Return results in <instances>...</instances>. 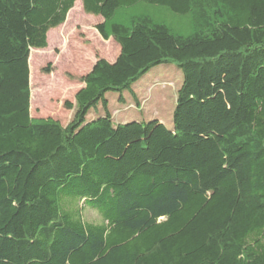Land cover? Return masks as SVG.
<instances>
[{
	"label": "trees",
	"instance_id": "trees-1",
	"mask_svg": "<svg viewBox=\"0 0 264 264\" xmlns=\"http://www.w3.org/2000/svg\"><path fill=\"white\" fill-rule=\"evenodd\" d=\"M76 1L119 53L62 125L31 116L28 61ZM168 63L171 128L117 125L106 94L139 109L132 84ZM0 264H264V0H0Z\"/></svg>",
	"mask_w": 264,
	"mask_h": 264
},
{
	"label": "rangeland",
	"instance_id": "rangeland-1",
	"mask_svg": "<svg viewBox=\"0 0 264 264\" xmlns=\"http://www.w3.org/2000/svg\"><path fill=\"white\" fill-rule=\"evenodd\" d=\"M155 11L164 19L179 23L176 16L162 10ZM101 21V17L84 13L81 2L76 1L65 22L48 32L46 48L30 51V112L33 118L51 117L65 125L73 111L64 108L63 104L65 101L74 102V95L82 85L78 78L86 74L98 58L109 62L116 58L118 44L113 39L103 40L95 29ZM47 68L49 71H44ZM181 81L182 73L173 63L151 68L131 86L140 99L139 109L136 105L123 107L117 101L118 93L108 92L106 98L117 125L127 128L137 121L154 120V127L162 125L170 129L176 89ZM122 95L133 100L129 90L123 91ZM215 98L216 105L211 110L212 128L209 129L214 135L232 105V94L228 90L217 89ZM83 216L87 221H98L92 210L85 209Z\"/></svg>",
	"mask_w": 264,
	"mask_h": 264
},
{
	"label": "crops",
	"instance_id": "crops-1",
	"mask_svg": "<svg viewBox=\"0 0 264 264\" xmlns=\"http://www.w3.org/2000/svg\"><path fill=\"white\" fill-rule=\"evenodd\" d=\"M110 62H112V61H110ZM81 87H82V85H81ZM81 87H80V88H81ZM80 88H79V89H80ZM77 91H78V90H77Z\"/></svg>",
	"mask_w": 264,
	"mask_h": 264
}]
</instances>
